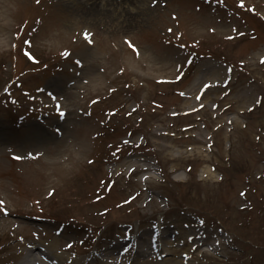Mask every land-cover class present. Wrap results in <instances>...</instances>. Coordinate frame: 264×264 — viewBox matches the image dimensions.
I'll list each match as a JSON object with an SVG mask.
<instances>
[{
  "label": "rangeland",
  "instance_id": "rangeland-1",
  "mask_svg": "<svg viewBox=\"0 0 264 264\" xmlns=\"http://www.w3.org/2000/svg\"><path fill=\"white\" fill-rule=\"evenodd\" d=\"M80 2L0 0V264H264V0Z\"/></svg>",
  "mask_w": 264,
  "mask_h": 264
},
{
  "label": "bare ground",
  "instance_id": "bare-ground-1",
  "mask_svg": "<svg viewBox=\"0 0 264 264\" xmlns=\"http://www.w3.org/2000/svg\"><path fill=\"white\" fill-rule=\"evenodd\" d=\"M80 1L81 0H79V2ZM82 1L84 4L92 3L91 4L92 5L91 6L92 12L96 11L97 13H99L98 15H101V17L108 16L110 13L114 12V10H112V9H110L108 11V8H113L111 5L114 6V4H116V3H122V4H119V7L121 6L120 8L121 9L123 8V10H124V9H126V7H131L132 3H135L134 2L135 0H82ZM81 3L82 2H80V4ZM99 5H101V7L99 9L103 10L102 13H100L98 10H96L97 6H99ZM132 8H133V6H132ZM112 17H113V15H112ZM167 230H168V228L166 229V231ZM173 235H174L173 232H172V234H170V232H169V234L167 236H173ZM137 236L139 238L137 241L138 247H135V248H137V250H139L140 239L142 240V243H144V245H145L144 246L145 250H143V251L139 250V251H137V253L139 254V256L141 255L143 257L144 256L148 257V260L141 262L140 264H188L187 260H185V259H182V258H179V260L175 259V258L173 259V256H175L174 255L175 250H171V252L167 253V255L170 256V257H167V256H165L166 254L165 255L163 254V250L160 251V247L157 249V251L153 250L152 243L148 240V238L145 237V239H144V236H142V234L141 235L138 234ZM156 238L162 239V236L157 235ZM201 240H203V238ZM201 240H197V244L193 247L194 250H198V248L200 249V246H202V245H200V244H202V243H200ZM132 243L135 244V241H133ZM119 249H120V243H118V242H116L114 244V246L113 245L108 246L107 248L103 249L100 253V256H99L101 258L102 263L106 264L108 262V264H122V262L124 261V253H122ZM32 251H35V250H32ZM42 254H40V255H42ZM33 256H34L33 252H30L26 256L24 263L25 264H55L53 261L54 258L58 259L60 264H78L80 262V260H75V262H73V261L71 262V260L66 259V257L63 259L62 256L56 255V254H52L53 258L47 259L48 260L47 262H45L46 259L43 258L44 256H42V258H40V257L36 258ZM45 256H46V254H45ZM155 256H158L159 260H157L155 258ZM200 256L202 257L203 254H200ZM104 258H107V259L105 260Z\"/></svg>",
  "mask_w": 264,
  "mask_h": 264
},
{
  "label": "snow or ice",
  "instance_id": "snow-or-ice-1",
  "mask_svg": "<svg viewBox=\"0 0 264 264\" xmlns=\"http://www.w3.org/2000/svg\"><path fill=\"white\" fill-rule=\"evenodd\" d=\"M153 2L155 3L156 2V0H153ZM241 3H243V0H241ZM85 36L87 37L88 36V33H85ZM128 42V44H129V46L131 47V48H133V50L134 51H136V53H137V55H139V50L138 49H136V47H135V45H133L130 41H127ZM25 43H29L28 41H25ZM27 54V53H26ZM63 55H68V53H67V51H65L64 53H62ZM181 77L180 76H177L176 77V79H180ZM225 83H227V81H225ZM208 87V85L207 84H205L204 85V88H207ZM181 95H183V93H181ZM196 99H200V97L199 96H197L196 97ZM257 103H259V101H257ZM30 156H32L33 154H29ZM35 155H40L39 153H36ZM16 159H20L21 157H15ZM243 194V193H242ZM3 204H4V202L3 201H0V210H3V211H7L6 209H3Z\"/></svg>",
  "mask_w": 264,
  "mask_h": 264
}]
</instances>
